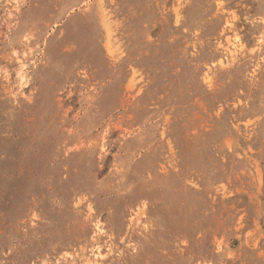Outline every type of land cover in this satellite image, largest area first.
I'll list each match as a JSON object with an SVG mask.
<instances>
[{
	"label": "rangeland",
	"instance_id": "rangeland-1",
	"mask_svg": "<svg viewBox=\"0 0 264 264\" xmlns=\"http://www.w3.org/2000/svg\"><path fill=\"white\" fill-rule=\"evenodd\" d=\"M0 264H264V0H0Z\"/></svg>",
	"mask_w": 264,
	"mask_h": 264
}]
</instances>
